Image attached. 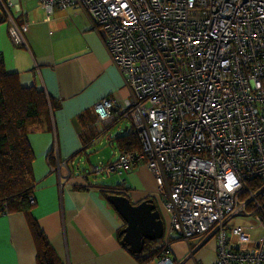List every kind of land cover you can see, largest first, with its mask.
I'll list each match as a JSON object with an SVG mask.
<instances>
[{"label": "built area", "instance_id": "2783aa9c", "mask_svg": "<svg viewBox=\"0 0 264 264\" xmlns=\"http://www.w3.org/2000/svg\"><path fill=\"white\" fill-rule=\"evenodd\" d=\"M37 2L47 15L83 14L125 77L121 105L109 95L93 108L104 126L130 121L140 149L90 171L147 166L165 194L167 238L215 237V264H264V0ZM27 28L9 18L14 44L26 45ZM252 215L255 226L231 223ZM165 241L158 263L177 264Z\"/></svg>", "mask_w": 264, "mask_h": 264}, {"label": "crops", "instance_id": "0c3cea01", "mask_svg": "<svg viewBox=\"0 0 264 264\" xmlns=\"http://www.w3.org/2000/svg\"><path fill=\"white\" fill-rule=\"evenodd\" d=\"M1 1L0 54L5 70L16 73L22 86L43 89L59 102L49 118L29 132V140L35 154L36 180L31 215L62 264H140L120 241L124 220L102 192L110 188L125 192L135 204L148 198L156 201L165 230L155 245L159 247L168 240L169 257L175 263L215 264L216 241L206 245L208 240L197 244V238L170 242L175 237H166L169 215L163 207L165 194L159 191L147 166L99 175L102 178L98 182L91 166L115 160L119 154L115 146L110 158H97L87 171L83 167L89 154L70 159L84 149L80 135L83 128L77 116L90 109L99 130L95 138H104L111 125L96 120L94 104L110 95L121 105L129 94L125 77L112 63L101 36L91 29L87 18L72 7H56L47 15L37 0ZM9 18L18 26L27 24L25 46L13 43ZM123 120L115 122L119 124L116 135L133 131L132 125ZM104 143V139L98 140V145ZM105 155L104 151L99 157ZM76 158L80 160L78 167ZM0 264H38L33 236L21 211L0 213ZM145 264H159L158 257Z\"/></svg>", "mask_w": 264, "mask_h": 264}, {"label": "trees", "instance_id": "16d2710c", "mask_svg": "<svg viewBox=\"0 0 264 264\" xmlns=\"http://www.w3.org/2000/svg\"><path fill=\"white\" fill-rule=\"evenodd\" d=\"M57 106L59 102L47 96L43 89L22 86L16 73L5 70L0 54V213L21 211L26 215L38 264H62V262L37 220L31 215L34 204L29 203L28 197L33 196L36 180L33 173L35 154L29 140V132L43 124ZM77 119L83 128L80 135L84 149L82 148L70 159L86 155L85 148L92 145L99 132L90 109L82 111ZM112 139H115L114 145L119 154L140 149L134 131L118 134ZM79 163L80 160L77 159V167ZM83 169L87 171L86 167ZM76 188L87 189V187ZM102 192L106 196L121 194L129 197L125 192L113 188ZM119 238L121 239V236ZM174 240L177 239H170V242ZM156 242L157 240H146L142 252L133 253L140 264H145L164 253L165 244L156 247Z\"/></svg>", "mask_w": 264, "mask_h": 264}, {"label": "water", "instance_id": "95a60500", "mask_svg": "<svg viewBox=\"0 0 264 264\" xmlns=\"http://www.w3.org/2000/svg\"><path fill=\"white\" fill-rule=\"evenodd\" d=\"M107 200L124 220L125 225L119 230V236L121 243L126 245L130 252L139 254L146 240L153 241L163 237L164 221L153 198L135 204L125 195L109 194Z\"/></svg>", "mask_w": 264, "mask_h": 264}, {"label": "rangeland", "instance_id": "374dc122", "mask_svg": "<svg viewBox=\"0 0 264 264\" xmlns=\"http://www.w3.org/2000/svg\"><path fill=\"white\" fill-rule=\"evenodd\" d=\"M69 8L72 9L71 7H69ZM1 12H2V9L0 7V13ZM123 122L124 123L125 122H127V123L129 122L130 123V121H128V120H123ZM129 123H128V125H129ZM118 125L119 124L114 123L113 125H111L110 127H108L107 128V134L104 135L105 136L104 138H95L94 139L96 141L93 142L92 146L89 147L88 152L86 153L87 155L89 154V158L85 159V164H84V166L87 167V169L90 168L91 163H93L94 161L97 162L98 160H104V159L110 158L112 156V154H113V147L115 146V145H113L115 139H112V138L118 132V129H117V126ZM108 137H110V140L107 139ZM99 139H104L105 143L98 145V140ZM96 146L98 148H100V149L99 150L95 149ZM104 151H105L106 155L104 157L100 158L99 157V154H104ZM108 152H109V154L107 155ZM84 158H86V155H84ZM97 158H98V160H97ZM76 159H78V158H76ZM102 164L103 163H101V165ZM114 177L115 176H113V178L111 180H114ZM96 178H97V181L99 182V181H101L100 178H102V177H100L98 175ZM255 219H256L255 218V215H252L251 217H247V218H243L241 216H236V217H234V218L231 219V223L232 224H242V225H246V226H255L257 224V222H256ZM249 231L251 232L252 235H260L262 233V231L259 228H253V229H250ZM215 241H216L215 237H211L207 241L206 245H214L215 244Z\"/></svg>", "mask_w": 264, "mask_h": 264}]
</instances>
